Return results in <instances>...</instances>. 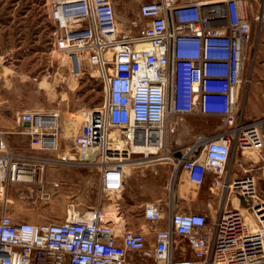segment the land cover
I'll return each instance as SVG.
<instances>
[{"label":"built area","instance_id":"built-area-1","mask_svg":"<svg viewBox=\"0 0 264 264\" xmlns=\"http://www.w3.org/2000/svg\"><path fill=\"white\" fill-rule=\"evenodd\" d=\"M47 3L54 52L78 79L98 72L104 99L82 111L71 139L79 156L14 151L0 124V264H264V198L252 172L264 158V115L247 120L237 105L252 34L244 1L141 0L126 29L114 0ZM192 114L219 116L223 127L195 134L170 160L195 187L212 174L217 212L170 205L166 218L150 201L133 229L118 203L116 215L106 211L104 197L119 196L126 167L159 161L169 132ZM19 120L33 150L58 148V111L29 110ZM61 165L98 169L97 203L61 221L15 220L10 189L48 196L46 173Z\"/></svg>","mask_w":264,"mask_h":264},{"label":"rangeland","instance_id":"rangeland-1","mask_svg":"<svg viewBox=\"0 0 264 264\" xmlns=\"http://www.w3.org/2000/svg\"><path fill=\"white\" fill-rule=\"evenodd\" d=\"M116 1L119 23L126 29L136 18L141 0ZM243 1L250 5L252 0ZM253 1L252 13L255 16L252 14L251 17V38L245 44L246 59L237 99V105L243 107L246 91L249 96L253 92L254 66L259 58H264V0ZM257 15L261 16L260 19L255 18ZM54 29L47 0H0V119L3 126L15 124L17 114H12L13 108L58 111L62 127L60 136L63 137L60 150L64 148L68 155L79 156L70 148L69 140L82 124V111L103 102L104 88L96 77V71L95 79L87 74L80 79L71 75L62 57L53 50ZM65 122L72 124L68 134ZM212 126L197 117L180 121L175 130L169 132L167 146L159 152V161L132 167L119 196L106 194L103 200L108 208L106 211L110 209L109 213L116 215L114 204L118 203L133 229L145 223L141 210L150 201L162 204L166 218L170 205H175L178 211H201L214 215L221 202V193L214 190L213 179L208 177L202 186L195 187L188 182L184 171L175 170L170 160L180 154L178 149L187 145L195 134L206 133L207 127L210 131ZM248 156L243 157L247 166L251 163ZM252 156L256 158L255 154ZM252 172L256 176L259 196L264 198V158L261 155L259 167ZM54 182L60 185L53 186ZM45 189L48 196L36 187L13 186L8 195L11 216L15 220L38 223L61 221L73 208L86 211L100 197L98 169L69 165L50 167L45 176ZM235 200L236 197L233 202Z\"/></svg>","mask_w":264,"mask_h":264},{"label":"crops","instance_id":"crops-1","mask_svg":"<svg viewBox=\"0 0 264 264\" xmlns=\"http://www.w3.org/2000/svg\"><path fill=\"white\" fill-rule=\"evenodd\" d=\"M208 2H220L223 0H205ZM264 2V1H263ZM115 7L117 5V1L114 0ZM249 4V3H248ZM248 13L250 16L251 21V27H252V9L254 8V1H250V5H247ZM117 10V8H116ZM251 14V15H250ZM255 16V15H254ZM262 42H264V38H262ZM247 45H245L246 47ZM251 83H253V92L251 96H249V93L246 91L245 93V104H244V116L247 120H252L257 117H260L264 115V58H259L257 63L254 66V76H252ZM9 108V106H8ZM10 109V108H9ZM32 110H36L32 108ZM26 111L29 110H23L21 108H13L11 110L12 114H17V118L15 120V124L11 123L10 125L3 126L7 130V134L5 136L8 146L14 150L19 152H36L43 155H53V154H62L67 152L62 148L60 150L61 145H63V137L59 136L58 143L59 146L57 149H39V150H33L30 146V136L24 132V125L20 122L19 117ZM201 118L202 120H205L211 125L213 124V129H206V133H213L215 131H218L222 129L223 125L221 123L219 116H203L199 114H192L186 117L187 118ZM27 124V123H26ZM205 133V132H204ZM70 148H72L71 140H69ZM71 150V149H70ZM129 172V171H128ZM130 174V172H129ZM186 175V173H185ZM212 178V174L209 173L207 178ZM206 178V179H207ZM235 203V201H234Z\"/></svg>","mask_w":264,"mask_h":264},{"label":"bare ground","instance_id":"bare-ground-1","mask_svg":"<svg viewBox=\"0 0 264 264\" xmlns=\"http://www.w3.org/2000/svg\"><path fill=\"white\" fill-rule=\"evenodd\" d=\"M82 120H83V119H82ZM82 120H81V122H82ZM74 121H75V120H74ZM77 121H78V120H77ZM66 123H67V122H65V124H66ZM74 124H75V123H74ZM71 126H72L71 122H68V123L66 124V128H65L66 130H65V131H66L67 134L69 133V131L71 132V130H70V129H71V128H70ZM74 127H75V125H74ZM72 131H73V130H72ZM69 135H71V134H69ZM126 170L129 171V172H131V171H132V167H131L130 165H128V166L126 167ZM129 172H128V173H129ZM234 205H235V206H239V203H238V200H237V199L235 200ZM106 209H108V208H106ZM109 212H110V209H109ZM111 214H112V213H111Z\"/></svg>","mask_w":264,"mask_h":264}]
</instances>
